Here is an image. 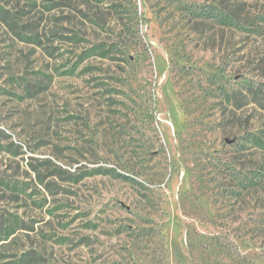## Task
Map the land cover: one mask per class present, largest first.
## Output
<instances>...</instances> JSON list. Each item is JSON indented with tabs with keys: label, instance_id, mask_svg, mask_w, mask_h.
I'll return each mask as SVG.
<instances>
[{
	"label": "rangeland",
	"instance_id": "obj_1",
	"mask_svg": "<svg viewBox=\"0 0 264 264\" xmlns=\"http://www.w3.org/2000/svg\"><path fill=\"white\" fill-rule=\"evenodd\" d=\"M247 135L264 0H0V264H264Z\"/></svg>",
	"mask_w": 264,
	"mask_h": 264
},
{
	"label": "trees",
	"instance_id": "obj_2",
	"mask_svg": "<svg viewBox=\"0 0 264 264\" xmlns=\"http://www.w3.org/2000/svg\"><path fill=\"white\" fill-rule=\"evenodd\" d=\"M104 0H100V2H103ZM98 50H101V48H96L92 47L85 52L82 53V55L78 58L77 63L75 64L74 67L85 61L86 59H89L90 57H95V56H101L102 58H106L109 54L108 52L101 53L99 55ZM127 58V56H126ZM245 142L251 143L254 147L264 149V140H262L260 137L256 135H247L245 137ZM94 174H102L111 177L112 179L122 181L124 183L131 184L134 187L137 188H144V184L136 180L135 178L125 175V174H120L114 169H96L94 170Z\"/></svg>",
	"mask_w": 264,
	"mask_h": 264
}]
</instances>
